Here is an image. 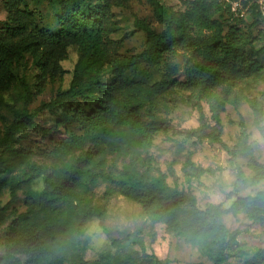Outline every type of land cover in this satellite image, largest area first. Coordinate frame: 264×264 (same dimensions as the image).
<instances>
[{"label":"rangeland","instance_id":"obj_1","mask_svg":"<svg viewBox=\"0 0 264 264\" xmlns=\"http://www.w3.org/2000/svg\"><path fill=\"white\" fill-rule=\"evenodd\" d=\"M206 1L211 6L226 2ZM108 3L113 28L109 40L117 56L130 57L148 49V35L135 27L137 21L157 34L166 31L158 18L159 7L176 18L189 13L185 0ZM59 15L60 8L47 0H25L12 10L0 0V257L10 253L18 264H50L53 255L36 256L18 241L24 244L28 232L40 231L45 213L39 212L37 201L44 192L43 176L56 174L70 157L90 152L94 178L74 188L69 205L74 216L82 205L91 214L79 233L72 223L54 243L58 256L67 258L63 264H76L80 257L86 264H213L218 232H197L188 225L193 209L190 198L200 211L221 207L220 221L236 242L227 249L226 264H264V221L254 222L243 212L231 211L237 199L264 191V177H255L248 155L251 152L259 163L264 162V72L240 90L237 105H226L219 123L222 134L213 142L208 134L217 125L208 106L202 104L200 111L191 100L194 88L185 74L189 52L178 49L156 65L142 64L123 76L117 102L125 113L131 110L135 121L157 127L151 144L113 155L88 141L83 150L60 158L54 155L55 145L82 134L78 123L70 119L75 103L57 105L52 112L45 106L69 89L81 49L71 44L44 45L33 37L41 30L56 33ZM251 24L247 18L241 27L258 50L264 46L258 41L264 22ZM259 62L264 67V52ZM110 73L105 65L93 77L110 84ZM87 94L99 92L90 89ZM252 99L262 105L260 123L251 109ZM26 113L33 116V127L17 129V120ZM8 132L14 136L15 142L10 141L14 154L5 148ZM125 171L133 174L145 196L151 191L183 196L177 228L154 221L150 211L120 193L116 183L125 179Z\"/></svg>","mask_w":264,"mask_h":264},{"label":"trees","instance_id":"obj_2","mask_svg":"<svg viewBox=\"0 0 264 264\" xmlns=\"http://www.w3.org/2000/svg\"><path fill=\"white\" fill-rule=\"evenodd\" d=\"M7 10L25 3V0H2ZM50 5L60 8L58 18L59 30L56 33L41 30L33 37L35 42L54 45H76L81 49V58L73 73L68 90L61 91L56 98L45 106L49 111L57 105L74 102V112L70 119L78 123L81 135L64 138L55 145L54 155L65 158L83 150L88 141L104 149L107 153L119 155L139 146H149L157 134V127L144 124L132 118L131 110L126 113L117 102V90L122 85L126 72L136 69L142 64L156 65L167 55L178 49H184L190 54V64L185 70L189 84L194 88L191 100L201 111L206 104L211 113V119L216 123V129L211 134L213 142L222 134L219 128L220 116L227 104L237 105L239 92L254 78L264 72L259 62L264 46L256 49L255 40L245 32L241 24L245 20L235 18L230 12L227 2H214L211 6L206 0H185L189 13L176 18L166 9L159 7L158 18L167 27L162 34H157L152 27L142 21H137L135 27L146 33L149 38L148 49L133 56H117L113 43L109 40L113 32L109 17L108 0H47ZM246 12L253 26L264 22L259 12L258 0H247ZM230 26L225 31L227 26ZM7 32H11L7 28ZM259 42L264 44V27L259 32ZM111 70L110 84L99 81L103 67ZM84 78L87 80L84 81ZM90 89H96L97 96H88ZM258 123L263 118L262 105L256 100L250 101ZM33 116L27 113L17 120V129L33 127ZM68 118H65L67 120ZM61 121V123H64ZM264 136V129H262ZM15 142L12 133L8 132L5 140L6 151L10 154L16 148L10 145ZM249 167L255 177H264V162L259 163L249 152ZM93 164V154L88 152L77 157H70L66 165L56 174L43 176L44 192L38 198L37 207L40 213H45L40 231L27 233L24 244L36 256L53 255L50 264H63L67 258L58 256L54 243L74 223L78 233L85 217L91 214L87 205H82L80 212L74 216L69 205L77 185L94 178L90 171ZM37 171L35 165L29 166ZM125 179L116 183L120 193L136 200L154 216V221L168 224L175 228L182 217L179 204L184 198L177 192L144 195L138 188L139 182L129 171L124 172ZM15 187H11L14 194ZM153 193V194H152ZM192 206L188 225L197 232H218L214 243L215 256L213 264L228 262L227 249L236 244L235 237L220 221L223 213L221 207H209L205 211L196 209L195 200L188 199ZM82 202V200H80ZM61 202V203H59ZM233 213L243 212L254 222L264 221V191L256 196L239 198L231 208ZM0 264H18L15 258L7 253L0 257ZM76 264H86L82 257Z\"/></svg>","mask_w":264,"mask_h":264},{"label":"built area","instance_id":"obj_3","mask_svg":"<svg viewBox=\"0 0 264 264\" xmlns=\"http://www.w3.org/2000/svg\"><path fill=\"white\" fill-rule=\"evenodd\" d=\"M227 4L230 7V12L234 15L235 18L247 20L249 17L245 9V4L247 0H226ZM259 12L262 17H264V0H258Z\"/></svg>","mask_w":264,"mask_h":264}]
</instances>
